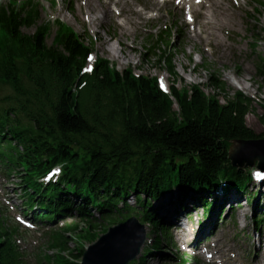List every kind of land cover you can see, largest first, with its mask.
Returning a JSON list of instances; mask_svg holds the SVG:
<instances>
[{
	"label": "trees",
	"instance_id": "trees-1",
	"mask_svg": "<svg viewBox=\"0 0 264 264\" xmlns=\"http://www.w3.org/2000/svg\"><path fill=\"white\" fill-rule=\"evenodd\" d=\"M40 17L36 6L25 17L15 11H3L0 17V93L9 92L0 98V144L8 169L24 185L26 203L45 205L54 213L67 207L91 215L95 208L112 225L117 204L127 207L134 196L147 221L158 227L151 203L174 186L197 192L208 214L214 204L206 194L222 178L231 175L237 192L248 194L247 169L234 168L228 154L235 141L264 137L247 126L249 97L240 91L227 94L215 72H208L209 86L218 93L206 96L194 87L192 97L174 91L173 99L160 92L156 79L135 78L131 70L119 73L109 62L101 61L93 76L81 77L89 51L85 39L60 26L58 47L48 48L47 28L34 36L23 31ZM157 57L177 77L170 55L163 51ZM258 68L264 77V63ZM82 82L86 85L79 89ZM62 160L72 164L71 183L81 198L77 208L59 187L44 191L32 181L33 172ZM100 197L104 201L98 206ZM1 215L0 210V264H12L19 254ZM94 221L73 232L94 240L99 227ZM69 239L65 233L56 238L54 263L72 264L63 256Z\"/></svg>",
	"mask_w": 264,
	"mask_h": 264
},
{
	"label": "rangeland",
	"instance_id": "rangeland-1",
	"mask_svg": "<svg viewBox=\"0 0 264 264\" xmlns=\"http://www.w3.org/2000/svg\"><path fill=\"white\" fill-rule=\"evenodd\" d=\"M8 2V0H3ZM81 0H72L74 4V13L68 12L69 0H57V9L53 10L46 0H43L42 5L46 8L45 15L53 14L56 18L64 19L69 25H71L78 33L82 34L87 28L82 25V16L84 12H80L79 8ZM247 3V0H240V5ZM131 3H133L131 5ZM138 3L143 4L148 10L153 11L147 5L146 0H128V5L133 8H137ZM225 3L229 6L232 13L236 16V23L239 24L237 28L239 29V54L234 59L233 67H224L218 63H212L213 61L205 57V55L198 49V45L188 37L189 28L186 27V22L184 19V13H179L178 10L171 8V17L163 16L161 19L145 21L146 33L142 30L134 31L132 33H127L122 30L115 22V19H109L103 21V23L95 25L96 29L94 31L99 40H94L95 51L98 52L99 57H106L118 68L120 72L127 70V68H132L136 73L140 75L153 77H165L170 80L171 84L177 85L178 87H190V86H201L203 90L209 94H215V92L208 86L209 85V74L207 72L199 69V66H207L211 71H219L223 81L226 83L227 93L231 96L237 91H243L226 79L227 75H232L237 78H242L245 76L247 78L246 84L252 86L250 91H243L249 98L253 99V104L251 108V114L247 116V126L257 134H264V78L259 74L257 70L256 63L259 61V56L264 59V14L261 17L247 16L244 11H249L244 9L241 13L239 11V6L234 4L232 0H225ZM206 12V8H204ZM166 11L162 10V14ZM96 13V14H95ZM94 13V18H100L104 20L105 13L104 9L100 8ZM169 19L171 22L177 24L178 34H176L177 42L173 44L172 51L175 54L174 64L176 66V71L178 76H171L165 65L158 64V59L156 57H145L148 53L147 49L152 46V42L156 39L165 26H169ZM101 22V21H99ZM187 29H185V27ZM56 28H53L49 42L52 41L55 35ZM35 31V29H33ZM31 31V33L33 32ZM228 32L232 34L235 32L233 27L227 29ZM89 33V31H88ZM90 34V33H89ZM248 34V36H245ZM132 45L134 48H131ZM164 47V46H163ZM254 47H256L254 49ZM112 49V50H111ZM114 50V51H113ZM197 53V55H196ZM115 55L114 58L112 55ZM191 55L192 58H191ZM207 62L208 64L206 65ZM242 65L244 67H242ZM239 66V69L237 68ZM196 68V69H195ZM238 71L240 73H238ZM252 96H257V98H252ZM19 182L18 178L12 177L7 184L6 194L12 199L13 204L18 207L19 210L22 209V198L20 197L21 188L17 187L15 184ZM258 190H252V192H257ZM262 193L263 190H262ZM261 197V195H260ZM167 199V198H166ZM169 199V198H168ZM256 199L254 205L250 202L246 203L245 199H241L239 204H234V207L238 206V209L234 210V218L232 216L226 215V222L224 226H230V237L236 236L242 241L255 242L257 241L258 233L255 231L253 218L257 213L262 211L264 206V197H261L259 201ZM129 203L135 204L133 197L129 199ZM155 203V207L159 204ZM238 203V202H235ZM166 203L164 202L163 206ZM200 207V206H199ZM204 211L199 208L198 213H196V220L194 223L196 225L208 226V223L201 224L203 222ZM223 219L221 218L220 221ZM182 223L186 226V217L183 216ZM191 229V228H190ZM218 231V230H217ZM220 231V230H219ZM216 233V230L213 234ZM221 234V232L219 233ZM264 234V231H263ZM245 235H248L247 238ZM182 241L189 243L190 238H185L183 235L180 236ZM246 237V238H245ZM47 236L44 235L43 239H37L36 235L31 234L27 236V239H23V247L26 249L27 256L32 264H36L35 259L39 258L42 254L47 252ZM217 240L221 243V239L217 234ZM77 240H73L70 244L69 249L75 250L77 248ZM86 243H84L85 245ZM26 246V247H25ZM86 246V245H85ZM257 246V244H256ZM178 245L171 249V254L174 256L178 255ZM161 260L151 258L147 264H161ZM195 264V263H191Z\"/></svg>",
	"mask_w": 264,
	"mask_h": 264
},
{
	"label": "water",
	"instance_id": "water-1",
	"mask_svg": "<svg viewBox=\"0 0 264 264\" xmlns=\"http://www.w3.org/2000/svg\"><path fill=\"white\" fill-rule=\"evenodd\" d=\"M229 159L234 167L254 166L258 162V166L264 169V139L251 141L234 142ZM126 225H122L111 231V235H107L94 247L96 253H103V258H97V263L92 264H128L138 253V249L142 240L133 243L132 236L121 235V230Z\"/></svg>",
	"mask_w": 264,
	"mask_h": 264
},
{
	"label": "bare ground",
	"instance_id": "bare-ground-1",
	"mask_svg": "<svg viewBox=\"0 0 264 264\" xmlns=\"http://www.w3.org/2000/svg\"><path fill=\"white\" fill-rule=\"evenodd\" d=\"M155 3H157V2H155ZM99 7H103L104 8L105 17H104V20H101L100 18L93 19L92 23L95 24V25L101 24V23H103V21L109 20V19H111L113 17L112 11H111L109 6H105L103 4H100L97 0H90L89 1L88 9L90 11L96 12L97 11L96 9L99 8ZM122 8L128 14V17H127L128 21H132V22L134 21L135 24H137L138 21H141V19L143 17V14L140 13V12H136L134 9L129 7L127 0H124L122 2ZM212 16H213V18H215L214 24L216 23L217 19L225 20L227 22H232L231 17L228 14V10H226L221 5V3H219V2H216V3L213 4ZM204 17H206V16L204 15ZM99 21H101V22H99ZM207 24L209 26H212L213 25V21H209ZM112 56L114 58H116V56L114 54ZM226 79L231 83V85H234L235 87H237V88H239V89H241L243 91H250L252 89V86H250V85L245 83L246 80H247V78L245 76L242 79V78L234 77L232 75H227ZM233 176H234V174H233ZM141 214H142V212H141ZM134 220L137 221V219H134ZM178 224H180V222Z\"/></svg>",
	"mask_w": 264,
	"mask_h": 264
}]
</instances>
